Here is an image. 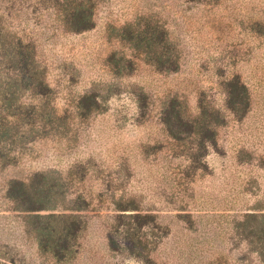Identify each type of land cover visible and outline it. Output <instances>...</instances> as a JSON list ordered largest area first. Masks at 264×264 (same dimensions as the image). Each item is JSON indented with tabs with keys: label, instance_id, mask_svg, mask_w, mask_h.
I'll return each instance as SVG.
<instances>
[{
	"label": "rangeland",
	"instance_id": "rangeland-1",
	"mask_svg": "<svg viewBox=\"0 0 264 264\" xmlns=\"http://www.w3.org/2000/svg\"><path fill=\"white\" fill-rule=\"evenodd\" d=\"M96 2V26L82 33L53 9L11 15L47 70L49 109L70 118L0 163V264H264V0ZM142 18L165 30L177 72L123 32ZM238 76L245 110L229 105ZM171 103L213 132L173 135ZM37 173L72 187L52 190L47 210H18L10 182ZM51 214L82 222L64 259L41 243V228L64 226Z\"/></svg>",
	"mask_w": 264,
	"mask_h": 264
},
{
	"label": "trees",
	"instance_id": "trees-1",
	"mask_svg": "<svg viewBox=\"0 0 264 264\" xmlns=\"http://www.w3.org/2000/svg\"><path fill=\"white\" fill-rule=\"evenodd\" d=\"M188 1L217 3L219 0ZM96 6V0H0V163L3 165L10 164L28 142L47 137L53 131L60 133L70 118L49 109L52 90L46 80L47 70L38 59L35 43L16 30L10 21L11 15L14 11H17L15 15H19L30 10L36 13L53 9L68 32L82 33L95 28ZM145 21L142 30L131 31L125 26L123 32L127 35L129 33L128 39L137 47H145L160 71L177 72L180 68L178 57L175 53L165 51L166 46H169L165 30L152 26L149 20ZM228 89L232 109L238 104L244 110L249 107V89L239 76L229 82ZM28 96L31 100H28ZM204 119L203 117L194 122L183 119L174 103L163 113L164 124L177 137L181 133H199L207 139L213 122ZM218 121L221 118L218 117L214 123L218 124ZM204 142L206 141L202 139V148ZM47 176L45 173H37L30 183L21 180L10 182L8 197L18 210H47L46 199L52 190L67 191L72 187L69 183L61 184L59 179L48 185L51 181L48 182ZM76 203H81V198L78 197ZM69 217L72 220L62 219ZM69 217H56L55 214L46 216L47 219L60 218L64 222L62 231L58 233L56 229L51 230L46 225L39 232L43 248L53 247L54 253L61 259L66 257L65 252L70 248V237L73 238L75 249L78 233L82 229V222L76 215ZM250 218L252 220L258 217L252 215ZM261 252L264 255V243Z\"/></svg>",
	"mask_w": 264,
	"mask_h": 264
}]
</instances>
